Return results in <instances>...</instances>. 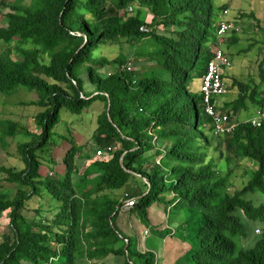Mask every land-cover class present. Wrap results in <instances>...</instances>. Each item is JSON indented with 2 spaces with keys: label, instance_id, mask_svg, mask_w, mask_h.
I'll return each mask as SVG.
<instances>
[{
  "label": "trees",
  "instance_id": "16d2710c",
  "mask_svg": "<svg viewBox=\"0 0 264 264\" xmlns=\"http://www.w3.org/2000/svg\"><path fill=\"white\" fill-rule=\"evenodd\" d=\"M220 2L0 3V48L5 45L0 49V93L19 86L36 91L35 104L43 109L36 115L41 134L18 146L23 169L0 166L7 182L27 191L19 198L0 194V215L9 212L10 217V237L0 244V264H106L109 257L122 258L123 264H154V254L134 250L131 238L115 224L121 202L113 193L131 180L140 183L138 192L130 195L136 198L133 209L140 221L148 224V209L163 205L167 220L161 238L171 235L188 245L178 264H264V203L256 206L245 197H264V122L256 128L235 120L231 134L214 137L211 119L204 111L200 114L197 97L191 94L219 45L217 24L226 20L227 9ZM259 27L264 33V11ZM120 42L137 47L129 63L138 66L137 71L126 70L129 61L122 54L112 60L101 54L102 46ZM110 66L116 70L104 74ZM259 73L264 78V69L259 67ZM232 87L238 92L233 101H212L230 120L248 104L262 107L257 87L237 80ZM96 102L103 109L89 142L79 146L72 141L61 161V176H41L36 152L49 144L60 110L80 115ZM17 128L11 121H0L3 146ZM111 145L118 149L93 160L88 157L90 151ZM154 156L159 162L149 165ZM84 159L92 161L83 167ZM221 159L227 167L224 174ZM231 164L246 175L243 186L233 190L228 187L234 186ZM43 198L45 207L39 204ZM31 199L37 206L27 221L21 212ZM241 216L262 224L250 248H238L232 240L248 234Z\"/></svg>",
  "mask_w": 264,
  "mask_h": 264
},
{
  "label": "rangeland",
  "instance_id": "374dc122",
  "mask_svg": "<svg viewBox=\"0 0 264 264\" xmlns=\"http://www.w3.org/2000/svg\"><path fill=\"white\" fill-rule=\"evenodd\" d=\"M20 0H10L7 4H17ZM26 3H30L31 0H23ZM226 4V7L230 4V13L228 15V21L236 24L240 30L238 32H231L219 39L218 47L229 55L231 60V66L225 69L222 78L225 85L228 87L227 95L219 98V101L226 103L231 99V91H236V88L232 87L233 81L239 80L240 82L252 84L258 79L257 74L259 73L260 64H264V33L262 32L260 25V20L264 11V2L252 1V0H221ZM221 3V2H220ZM33 3H31V6ZM132 8V7H131ZM228 8V7H227ZM134 12V9L132 10ZM142 13L145 14V19L147 23L151 22V16L144 10ZM230 17V18H229ZM227 20V19H226ZM159 31H165V28L159 27ZM234 33V34H232ZM236 34V35H235ZM234 38L237 40L234 44L230 43V39ZM4 46L1 45V50ZM135 45H129L125 42H120L115 45H106L101 47V54L108 59L112 60L122 54L127 58L128 64L134 62L133 52L136 51ZM132 65V64H131ZM133 72L137 71L138 66L132 65ZM116 70L115 66L106 67L102 70L104 74H111ZM260 77L261 74L259 73ZM234 79V80H233ZM259 81V79H258ZM199 82H195L192 85L191 94L197 97L198 109L200 114L203 113V103L201 94L198 89ZM260 83V82H259ZM264 84V83H263ZM252 87H257V92L264 89V85L255 84ZM236 89V90H235ZM264 91V90H263ZM38 93L36 91H29L21 86L16 87L13 91L5 94L0 93V121L8 120L15 123L18 128L13 137H8L4 140V146L0 143V166L11 168L13 170H21L24 165L21 161V156L19 155L17 149L20 144L33 142L41 134V127L36 123V115L43 111L42 108L38 107L34 102L38 99ZM37 102V101H36ZM102 103H94L81 113L80 115H74L68 112L65 108L60 110V121L55 125L50 134L48 140V145L43 147L42 150L37 151L36 155L39 157V161L42 166L45 167L47 162L52 159H56L58 155H65L67 149L70 148V144L73 142L77 144L87 143L92 137L96 127V116L102 111ZM111 153L118 149V145H111ZM98 150V149H97ZM96 150V151H97ZM96 151L93 153L90 151V155L96 157ZM228 155V154H224ZM54 157V158H52ZM62 160H59L58 166V176H61L62 170ZM158 157H153L149 165H154L158 163ZM244 168H248L249 165L243 164ZM55 164V163H54ZM52 164L51 169L48 172L41 167L39 168L40 175L48 176L54 178L56 173L53 171L57 166ZM221 173L224 174L227 171L224 160L221 159ZM48 166V165H47ZM233 173L230 176V181L232 187H228L233 190L234 188H241L246 181L245 170L242 167L235 168L233 164L230 165ZM50 172L52 174H50ZM80 174L82 169L78 171ZM79 174V175H80ZM5 175H0V194L7 195L9 197H21L27 194L24 189L16 188L13 184L7 182ZM78 175L75 176L74 181H77ZM139 184V185H138ZM138 187L140 183L136 180H131L128 184L123 187V189L117 191L113 195L115 198H121L122 193H127L129 196L133 193L138 192ZM172 196H170L171 198ZM248 200H251L256 206L264 203V197L259 193H248L245 196ZM168 198V199H170ZM31 199L26 203V208L21 212V215L25 220L29 221L32 219L33 209L37 206V201ZM40 206L45 207V198L40 200ZM50 204L53 205L54 202L50 200ZM151 219L154 221L155 225L150 222L142 223L136 213V210L132 209L130 212L120 211L115 218V224L119 227L121 232L130 237L132 240V247L141 253L150 252L153 249L154 252L160 257V247H161V236L160 233L166 228V215L163 205H153L150 209ZM9 212H4L0 215V244L10 237L9 230ZM241 219L248 231L247 236L233 237L232 240L238 248H250L257 236L255 230L258 229L262 231L260 223H253L241 216ZM255 226L254 232L251 234L252 227ZM146 227L149 231L148 237L143 239V229ZM172 239V238H171ZM166 247L171 251H177L180 253L176 258H181L185 252L188 250V245L184 243H179L178 241H171L170 238L165 240ZM171 246V248H169ZM155 261L157 264V257L154 254ZM175 259V257H174ZM107 262L111 263V258L105 259ZM137 263L138 261L135 260ZM83 264V263H82ZM86 264V263H85Z\"/></svg>",
  "mask_w": 264,
  "mask_h": 264
},
{
  "label": "built area",
  "instance_id": "2783aa9c",
  "mask_svg": "<svg viewBox=\"0 0 264 264\" xmlns=\"http://www.w3.org/2000/svg\"><path fill=\"white\" fill-rule=\"evenodd\" d=\"M10 0H0V3H9ZM132 8L129 7V11ZM1 21V16H0ZM142 32H147L148 29L141 27ZM240 28L227 20H222L217 24L216 35L218 39H221L224 35L231 32H238ZM231 66V60L229 55H227L219 47L216 48L213 52V57L207 64L206 72L201 77L199 81V92L201 94L203 111L211 119V128L212 136L219 137L227 134H231L236 127V122L234 119H231L213 106L212 101L214 99L220 98L227 94L228 87L225 85L222 75L225 69H228ZM127 71H133L134 69L131 65H126ZM264 122V117L261 110L255 112V116L246 123H250L251 126L259 128ZM112 151L111 147L104 149H98L96 151V157L104 156V154H110ZM121 206L120 211L130 212L136 205V198H130L127 193H124L120 198ZM148 231L143 232V239L148 236ZM256 234H260L258 229L255 230Z\"/></svg>",
  "mask_w": 264,
  "mask_h": 264
},
{
  "label": "crops",
  "instance_id": "0c3cea01",
  "mask_svg": "<svg viewBox=\"0 0 264 264\" xmlns=\"http://www.w3.org/2000/svg\"><path fill=\"white\" fill-rule=\"evenodd\" d=\"M221 1V0H220ZM219 2V1H218ZM221 3H223L224 4V2H222L221 1ZM220 3V4H221ZM230 4L231 3H228V5L229 6H227L228 8L226 9V11H225V16L223 17L224 19H227L228 20V15H229V13H230ZM230 18V17H229ZM230 42L231 43H227V44H234L233 42H232V39H230ZM5 49V45H4V48H3V50ZM11 58L13 59V60H19V58L17 57V56H15V54H11ZM260 66H261V68L262 69H264V64H260ZM257 78L259 79V81H258V79L255 81V83L254 82H252V84H250V86H254L255 84H260L261 86L262 85H264L263 83H264V78H261L260 77V75H259V73L257 74ZM234 80V79H233ZM236 80V79H235ZM237 81H239V80H237ZM240 82V81H239ZM260 82V83H259ZM244 83V82H243ZM236 90V89H235ZM264 89H262V90H260L259 91V95H258V97H259V99H260V101L262 100V102H263V105H262V107H260V108H258V107H256V106H252V105H249L248 103V107H247V109H245V108H243V109H241V110H239L237 113H236V115L234 116V120H236V122L238 121V123H245L246 121H248L249 119H251V118H253L254 116H255V112H256V110H261V112H262V115H263V117H264V91H263ZM227 95V94H226ZM238 95V92H237V90L236 91H234V90H232L231 91V99H229L228 101H226V103H229V102H231V101H233L235 98H236V96ZM38 98V97H37ZM37 101V100H36ZM36 101L34 102V103H36ZM221 102H223V101H221ZM227 106V105H226ZM218 107V106H217ZM227 108H229V106H227ZM221 106H219L218 107V110L219 111H221ZM77 144V143H76ZM77 145H79V146H81V145H85V143H82V144H77ZM68 150V149H67ZM66 150V151H67ZM66 153V152H65ZM84 156H87V155H84ZM64 157V155H58L57 157H56V159H52V160H49L48 162H47V165H45V167L44 166H40V168L41 167H43L45 170H46V172H48L49 170H52L51 169V166H52V164H54V166H57L58 164H59V160H62V158ZM88 157L90 158V159H95L96 157H95V155H94V157L92 156V155H88ZM52 158H54V157H52ZM92 160H89V159H84L83 161H82V165H83V167H85V166H87L88 164H89V162L90 161H92ZM58 168V166L56 167V169L54 170L53 169V171L56 173V174H59V170L57 169ZM64 165H62V170H61V175L64 173ZM39 174H40V171H39ZM50 174H52L51 172H50ZM42 176V175H41ZM123 189V188H122ZM121 190V189H120ZM117 191H115L114 192V194L116 193ZM122 194H124V193H122ZM153 206V205H152ZM151 206V207H152ZM151 207L148 209V219H149V222L151 223V224H153V225H155V223H154V221L151 219V211H150V209H151ZM141 222V221H140ZM118 227V226H117ZM119 228V227H118ZM145 230H148L146 227H144V229H143V232L145 231ZM149 232V231H148ZM148 235H149V233H148ZM160 236H162V234L160 233ZM148 237V236H147ZM161 238V237H160ZM168 238H170V240L171 241H178L179 243H182L179 239H177L176 237H174V236H171V235H168V236H166L165 238H161V247H160V251H161V253H160V257H158V254L156 253V252H154V250L153 249H150L149 251L150 252H152L153 254H155L156 255V259H157V264H178L179 263V260H180V257H179V259H177L176 257L177 256H179L180 255V253L179 252H177V251H171V252H169V249H167V247H166V243H165V240L166 239H168ZM172 238V239H171ZM169 248H171V246L169 247ZM137 251V250H136ZM139 252V251H138ZM174 257H175V259H174ZM111 263L112 264H123V259L122 258H111ZM106 264H110V262H107Z\"/></svg>",
  "mask_w": 264,
  "mask_h": 264
},
{
  "label": "water",
  "instance_id": "95a60500",
  "mask_svg": "<svg viewBox=\"0 0 264 264\" xmlns=\"http://www.w3.org/2000/svg\"><path fill=\"white\" fill-rule=\"evenodd\" d=\"M123 156H124V155H122L121 158H120V160H119V163H120V165H121L122 167H123ZM130 173L134 175L133 172H130ZM148 190H149V189H147L146 192H148ZM126 245H127V243H126Z\"/></svg>",
  "mask_w": 264,
  "mask_h": 264
}]
</instances>
